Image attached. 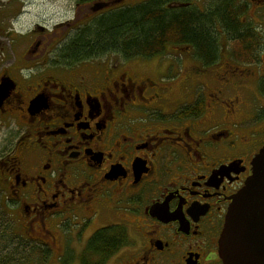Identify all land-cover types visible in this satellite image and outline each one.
Masks as SVG:
<instances>
[{
	"label": "flooded vegetation",
	"instance_id": "flooded-vegetation-1",
	"mask_svg": "<svg viewBox=\"0 0 264 264\" xmlns=\"http://www.w3.org/2000/svg\"><path fill=\"white\" fill-rule=\"evenodd\" d=\"M121 1L98 13L78 2L68 29L150 0ZM163 2L236 14L229 29L215 20L207 52L179 41L153 58L68 64L52 59L57 28L38 24L8 64L0 42V203L42 263L224 264L226 215L264 147V0ZM25 5L0 0V37L18 38ZM105 228L123 237L103 260L88 244Z\"/></svg>",
	"mask_w": 264,
	"mask_h": 264
},
{
	"label": "trees",
	"instance_id": "trees-1",
	"mask_svg": "<svg viewBox=\"0 0 264 264\" xmlns=\"http://www.w3.org/2000/svg\"><path fill=\"white\" fill-rule=\"evenodd\" d=\"M90 1L79 2L87 4ZM235 11L233 3H222L217 5V18H213L197 12H174L165 9L163 0H150L83 19L66 34L67 40L60 49L59 59L77 64L109 55L124 59L153 58L164 53L167 45L179 41L192 42L207 52L217 44L215 20L229 29ZM122 237L116 228L101 229L89 241L88 249L104 260L117 249ZM10 238L0 237V253H5L8 243L15 244ZM23 251L29 256L25 254V258L18 260L24 262H31L37 255L42 262L46 254L45 249L37 244H26Z\"/></svg>",
	"mask_w": 264,
	"mask_h": 264
},
{
	"label": "rangeland",
	"instance_id": "rangeland-1",
	"mask_svg": "<svg viewBox=\"0 0 264 264\" xmlns=\"http://www.w3.org/2000/svg\"><path fill=\"white\" fill-rule=\"evenodd\" d=\"M80 0H26L24 6V12L18 19H14L11 23V27L17 31L18 40L9 39L6 37H0V42L5 45V57L8 64H14V62L19 58V51L22 50V46H17L18 41L24 43V34L34 30L38 24L46 26L48 29L53 30L57 28V32L60 34L59 40L63 38V42L60 48H57L52 53V59L61 61L60 49L63 47L66 42V34L71 29H68L69 22H72L76 18L77 8ZM141 0H129L130 5H136L140 3ZM97 2H107V0H91L89 3L81 4L83 11L91 7ZM81 18V17H80ZM10 25V24H9ZM20 43V44H21ZM121 58L118 55H115L114 58ZM98 60L106 59V56L101 58H96ZM91 61V60H90ZM124 220L128 224L124 225L126 227V233H128L127 240L130 243L133 242L135 237L133 232V226L129 225L134 221V217L130 212L124 213ZM21 226H15L13 221H10L9 217L4 213V209L0 203V237L12 238L11 241L15 242L7 244L5 253H0V264H41L42 262L33 259L31 262L19 261L18 259L25 258L28 255L27 252L23 251V247L27 245H33L24 241L27 238L26 234L21 230ZM126 240V241H127ZM13 242V243H14ZM21 244V245H20ZM10 250V251H9ZM13 252V253H12ZM26 254V255H25ZM21 255V256H20ZM29 256V255H28ZM27 256V257H28ZM37 258V257H36ZM55 257H52L51 260L43 262L42 264H56Z\"/></svg>",
	"mask_w": 264,
	"mask_h": 264
},
{
	"label": "water",
	"instance_id": "water-1",
	"mask_svg": "<svg viewBox=\"0 0 264 264\" xmlns=\"http://www.w3.org/2000/svg\"><path fill=\"white\" fill-rule=\"evenodd\" d=\"M121 2H97L90 10L98 13ZM219 253L224 264H264V147L253 161L252 175L233 197Z\"/></svg>",
	"mask_w": 264,
	"mask_h": 264
}]
</instances>
